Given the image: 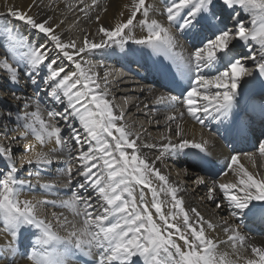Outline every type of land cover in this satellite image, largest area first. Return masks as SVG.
<instances>
[{
    "label": "snow or ice",
    "instance_id": "6c2138e0",
    "mask_svg": "<svg viewBox=\"0 0 264 264\" xmlns=\"http://www.w3.org/2000/svg\"><path fill=\"white\" fill-rule=\"evenodd\" d=\"M92 3L96 5L97 0ZM124 7L128 11L126 19L118 20L110 28L101 26L100 41L85 37L80 47L75 41L63 42L47 20L38 22L24 10L8 8L7 15L15 21L43 34L53 44L56 56L50 59L46 44L32 47L14 27L4 25L0 39L7 40L8 46L0 68L10 73L13 83H18L19 69L8 62V57L17 64L23 62L32 84H37L35 73L46 69L42 81L46 94L62 106L61 111H48L47 120L39 104L35 111L25 113V131L21 135L34 137L40 150L30 146L28 151L32 155L24 163L37 168L51 165V153L63 152L67 146L62 128L52 120H75L79 127L69 123V138L79 146L75 173L81 181L71 198L59 202V207L79 218V223L69 220L63 212L53 213V222L40 215L39 206L57 202L22 199L24 189L31 188L32 183L28 178H19L18 169L12 164L0 176V228L6 237L0 246V261H14L23 247L29 264H79L81 259L83 264H264V247L247 245L246 237L238 229L227 227L223 229L226 241L218 242L210 235L216 226L196 208L184 207L178 187L170 184L168 177L155 167V161L143 156L139 137L134 138L121 123L123 116L115 112L108 98L107 74L102 87L99 74L86 67L88 62L81 56L113 45L124 49L129 41L163 55L187 83L184 88L165 66L172 82L182 89L187 114L201 125L204 118L222 122L233 115L248 78H264V0H168L164 9L167 25L149 19L153 5L147 0H131ZM124 15L121 11L120 17ZM138 15L142 19H137ZM137 26L146 35L136 38ZM177 33L191 37L187 56L183 50L177 51ZM237 45L247 49V53L233 54ZM63 60L70 62L72 71H67L63 64L57 66ZM248 60L255 71L246 64ZM178 99L161 95L155 103L174 106ZM180 115L183 117L184 113ZM20 119L18 116L17 121ZM176 134L181 136L180 141L162 145L161 156L189 148L202 152L208 143L183 138L179 127ZM259 153L264 156V143ZM243 155L254 161V153ZM240 156L233 154L226 165L237 177L236 182L221 183L219 191L237 220L264 221V177L258 178V173L249 171ZM0 158L12 161V151L0 145ZM73 171L72 167L65 170L69 184L74 179ZM35 175L39 177L40 172ZM41 187L52 191L56 185L45 182ZM162 195L170 199L165 201ZM208 199L214 197L209 195ZM168 205L170 208L165 211ZM216 207L221 205L217 203ZM220 243H226L231 253L221 251ZM249 249L250 255H244Z\"/></svg>",
    "mask_w": 264,
    "mask_h": 264
},
{
    "label": "bare ground",
    "instance_id": "6f19581e",
    "mask_svg": "<svg viewBox=\"0 0 264 264\" xmlns=\"http://www.w3.org/2000/svg\"><path fill=\"white\" fill-rule=\"evenodd\" d=\"M160 1L161 0H147V3L153 5V11L150 13L149 19H157L161 23L167 25L164 9L168 0H164V2H166L165 5H162ZM69 2H74L73 16L61 15L62 12L69 9L67 6ZM101 2H104V7L101 6ZM130 3L131 0H97L96 5H93L92 0H84L83 2H81V0H0V32L3 31L4 25H7L9 29L14 27L15 31L23 36L26 44L32 47L46 44L51 59L56 56L53 44L43 34L28 26H24L21 22L15 21L14 18L7 15L8 8L15 7L24 10L28 12L29 15H32L38 22L47 20L63 42L75 41L77 47H80L85 37L95 42L100 41L102 36L101 33L93 35L96 28L99 29L101 26L110 28L113 27L118 20L126 19L128 11L124 6ZM84 4H87L89 7L84 8ZM82 8L84 11H81ZM94 10H98L99 13H94ZM121 11H124V17H120ZM225 14L227 15V13ZM97 17H99V20H97ZM137 19H142V17L138 15ZM67 20L68 24L66 23ZM72 21H76L78 27L73 26L71 23ZM245 22L247 23V18ZM173 31L175 32V28H173ZM77 33H81L82 35L80 44L76 41ZM134 35L136 38H140L146 35V31L141 30V28L137 26L134 30ZM177 36L180 44L177 51L183 50L184 55L187 56L192 44V40L189 42V38L191 37L187 34L180 36V33H177ZM7 46V40L0 39V60L5 58L3 53ZM134 46L139 45L129 41L124 49L113 45L111 48L105 47L96 49L92 52L82 53L81 56L84 61L88 62L85 66L92 68L94 72L99 74L98 79L102 87H104V76L107 74L106 90L108 92V98L114 104L115 112L123 116L121 123L132 134L134 133V138L139 137L138 145L140 146V151L143 156L149 161H155V167L159 168L161 172L168 177L170 184L178 187V196L183 199L184 207L188 210L196 208L205 219L210 220L216 226L215 231H210V235L218 242H223L227 239V234L223 229L226 227L236 228L240 234L246 237L247 245L264 247V221L259 219L249 220L247 222L248 226L245 228L242 227V221L237 220L231 215L232 209L224 199L223 193L219 191V185L221 183H234L237 180V177L232 171L226 167L232 155L227 152L221 145V142L214 136L217 127L230 120L233 115L222 122L204 118L205 123L201 125L187 114V110L183 103V96L177 100L174 106H170L166 103H155L156 98L161 96V94L157 91L156 86L152 85L153 83L151 82H153V80L150 83H146L143 78H138L137 80L135 74L133 77V71L137 70L135 67L138 66V69H145L151 72L150 75H152V73L157 72L158 66L161 67V61L167 68L171 69L172 75H176L177 82L186 87L187 83L176 74V69L168 58L159 55V59L157 58L158 55L154 54L149 49L139 46V51ZM69 51L73 50L70 49ZM245 53H247V49L239 45L233 49V54L242 55ZM77 59H79V57H77ZM8 61H10L13 67L19 69L18 77H20V80L18 83H13L10 73L1 68V71L6 72L7 75L4 76L0 74V78L8 79L2 87V91L6 95L2 97L0 95V145L12 151L13 159L16 162L15 167L18 169V177L31 180L32 187H26L21 198L35 201H56L57 203L55 205L41 204L39 206L40 215H49L51 221L54 222L53 213L59 214L63 212L69 220H72V216H70L72 214H69V211L66 209L59 207V202L71 198L73 192L77 191V184L81 181V177L77 176L75 173V169L79 165L77 160L79 146L75 145L67 135L66 138H64L65 141H67L65 150L63 152L57 151L56 153H51L53 162L48 167L37 168L35 165H27L24 163L26 158L32 155V153L28 151L30 146H34L37 151L40 150V145L34 137L30 135L25 138L21 135V133L25 131L22 127L25 113L35 111L36 106L39 104L43 118L47 120L49 119L47 116L48 111H61L62 106L55 104L49 96V99L46 98L44 100L47 89L42 81L45 78L44 76H46V69H43L40 73L37 84H32L28 74L29 69L23 62L17 64L10 56L8 57ZM247 62L250 64H247ZM60 64H63L69 72L73 70L72 65L67 60L58 61L57 66ZM246 64L250 68L254 67L251 60L246 61ZM129 69L133 71L126 72ZM253 70L255 71L254 68ZM204 71L208 72L209 70L204 69ZM19 82L21 85H19ZM240 91L241 95L238 97L240 109L249 108V106H251L250 104L255 103V101L260 102L259 100L262 97L261 103H264V96L258 97V95H264V78L259 76L248 78V83L244 84ZM173 108L176 109V114L172 112ZM10 110L13 111L11 115L9 114ZM234 111L236 112V109L233 110V113ZM18 112L19 117H21L19 121H17L16 117ZM182 112L184 113L183 117L180 115ZM169 117H175V119H169ZM7 121H12V124ZM254 121L256 123H262V121L258 119H254ZM52 123L62 125L63 127L61 128L63 131H70L69 123L75 127H79L77 121H64L59 117L52 120ZM178 127L182 132L183 138L197 143L208 141L205 145V150L201 152L198 149L189 148L179 154H165L161 156V152H163L162 145L167 143L176 144L180 141L181 136L176 134ZM167 136L171 137V140H168ZM261 143H264V133L259 137V146ZM145 145H156L157 147H146ZM52 146L53 145H49L48 147L50 148ZM44 150L47 151L48 149L46 148ZM243 153H254V161H249ZM240 154L241 162L249 171L258 173V178L264 177V168L262 167L263 160H260L259 150L258 152L255 151V149L243 151ZM157 157H160V159H157ZM187 157L200 158L203 161L200 162L201 164L198 167L189 166L185 164ZM1 159H3L7 165L13 164L11 161H7L4 158ZM204 161L222 164L221 167L223 171L211 173L210 170L207 175L198 178L199 176L197 174L199 173L197 170L201 167L210 169L209 165H204ZM253 163H255V167H253ZM259 164L261 165L260 168ZM31 166L36 167L40 172L39 177L30 169ZM67 166L72 167L74 170V179L71 184L68 183V177L65 175V167ZM216 168H218V166H216ZM224 168H227L226 172H224ZM24 171H28V173L32 172L33 175H25ZM4 173H6V170L5 167L2 166L0 169V176ZM45 182H52L56 187L52 191H48L41 187ZM209 195H212L214 199L209 200ZM161 199L167 201L170 198L162 195ZM217 203L221 205L220 208L216 207ZM168 208H170V205L165 208V211H167ZM180 220H182V217ZM255 227L258 228V231L253 233L252 230ZM260 232L261 235L259 234ZM61 234L63 235L64 233L61 232ZM5 238L2 228H0V246H3ZM220 250L228 251L229 253L232 251L226 243H220ZM23 253L24 249L20 247L14 261H0V264H29ZM243 254L250 255V249ZM233 259H235V256H233ZM239 264H243V261H240Z\"/></svg>",
    "mask_w": 264,
    "mask_h": 264
},
{
    "label": "rangeland",
    "instance_id": "374dc122",
    "mask_svg": "<svg viewBox=\"0 0 264 264\" xmlns=\"http://www.w3.org/2000/svg\"><path fill=\"white\" fill-rule=\"evenodd\" d=\"M84 1V0H83ZM160 3L162 4V5H165L166 4V2H164V0H161L160 1ZM104 2H101V6L102 7H104ZM85 6H84V8H88L89 6L87 5V4H84ZM68 7H69V9L67 10V11H64V12H62L61 13V15H69V16H73V14H72V12H73V10H74V2H69L68 3V5H67ZM94 13H99V11L98 10H94ZM226 15V14H225ZM65 19V18H64ZM66 23L68 24V20L66 21ZM72 23V25L73 26H75V27H78V23L76 22V21H72L71 22ZM70 23V24H71ZM72 25H70V26H72ZM75 27H73V28H75ZM99 33V29L98 28H96L95 30H94V33H93V35H96V34H98ZM78 34V33H77ZM82 39V35H81V33H79L77 36H76V41H78L79 42V44H80V40ZM186 41V40H185ZM136 49H138L139 51H140V48H139V46H134ZM150 50V49H149ZM244 50V49H243ZM142 51V50H141ZM151 51V50H150ZM152 52V51H151ZM246 54V53H245ZM242 55H244V54H242ZM157 58H159L160 59V56L158 55V57ZM9 63H10V61H8ZM247 64H250L249 62H247ZM254 68V67H253ZM133 70H130V71H128L127 70V72H132ZM42 72V70H40V71H38V72H36L35 73V76H36V79H38V77H39V75H40V73ZM0 74H2V75H7V73L6 72H4V71H1V68H0ZM45 78H46V76H44ZM8 78H0V87H1V89H0V95H1V97L4 95H6V94H4V92L2 91V87H3V85L6 83V80H7ZM19 80H20V77H19ZM12 85V84H11ZM19 85H21V83L19 82ZM24 85V84H23ZM24 89V88H23ZM3 92V93H2ZM264 94V93H263ZM45 98H44V100L47 98V99H49L48 98V95L45 93ZM262 96H264V95H262ZM261 96V97H262ZM258 97H260V96H258ZM263 98V97H262ZM261 98V99H262ZM259 100L260 102L262 101V100ZM43 100V101H44ZM258 102V101H257ZM0 103H1V101H0ZM239 104V103H238ZM256 104V103H255ZM240 105V104H239ZM238 105V106H239ZM239 108H240V106H239ZM56 110V109H55ZM178 111V110H177ZM6 112V111H5ZM20 112V111H19ZM19 112L17 113V115H16V117H18L19 116ZM172 112H175V114H176V109H175V111L173 110ZM11 113H13V111L12 110H10V115H11ZM58 121V120H57ZM7 122H10L11 124H12V121H7ZM179 122V121H178ZM58 126H60V127H63L62 125H58ZM76 127H78V126H76ZM134 134V133H133ZM62 135H63V138H66V136L68 135V137H69V131L68 130H64L63 132H62ZM67 137V138H68ZM167 138H168V140H171V137H168L167 136ZM260 147V146H259ZM261 160H263L262 161V167L264 168V159L262 158ZM13 164H16V162L14 161V159L11 161ZM2 166L3 167H5V170H6V172H7V170L11 167V165H7V164H5V162H4V160L3 159H1L0 158V169L2 168ZM69 166H67V167H65V170L68 168ZM261 167V165L259 164V168ZM7 168V169H6ZM30 169L34 172V173H36L38 170H37V168L36 167H30ZM3 170H4V168H3ZM24 174L25 175H28V171H24ZM45 207V206H44ZM69 214H71L70 212H69ZM45 214H43V218H45V219H47V220H50L51 221V218L49 217V215H46V216H44ZM70 216H72V215H70ZM72 220L74 221V222H77V223H79V219L78 218H73V216H72ZM243 222V221H242ZM24 249V248H23ZM30 250V249H29Z\"/></svg>",
    "mask_w": 264,
    "mask_h": 264
}]
</instances>
